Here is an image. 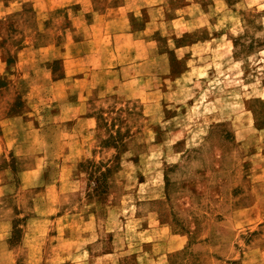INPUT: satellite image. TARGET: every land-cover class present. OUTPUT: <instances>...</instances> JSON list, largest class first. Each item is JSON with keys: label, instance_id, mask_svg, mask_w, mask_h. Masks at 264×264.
<instances>
[{"label": "rangeland", "instance_id": "obj_1", "mask_svg": "<svg viewBox=\"0 0 264 264\" xmlns=\"http://www.w3.org/2000/svg\"><path fill=\"white\" fill-rule=\"evenodd\" d=\"M0 264H264V0H0Z\"/></svg>", "mask_w": 264, "mask_h": 264}, {"label": "crops", "instance_id": "obj_2", "mask_svg": "<svg viewBox=\"0 0 264 264\" xmlns=\"http://www.w3.org/2000/svg\"><path fill=\"white\" fill-rule=\"evenodd\" d=\"M140 13H141V16H146V14L145 15H143V13H146V11H144V9L140 6ZM108 16L109 14L108 13H104V14H102V15H100V16ZM118 16V15H117ZM120 16H122V15H120ZM163 16H164V14H163ZM176 19H173L172 21H175ZM152 22V21H151ZM121 35V34H120Z\"/></svg>", "mask_w": 264, "mask_h": 264}]
</instances>
